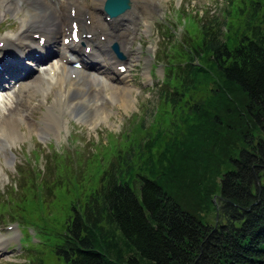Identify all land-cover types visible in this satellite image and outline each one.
Listing matches in <instances>:
<instances>
[{"label":"trees","instance_id":"16d2710c","mask_svg":"<svg viewBox=\"0 0 264 264\" xmlns=\"http://www.w3.org/2000/svg\"><path fill=\"white\" fill-rule=\"evenodd\" d=\"M244 7L179 43L159 126L129 128L126 154L64 207L61 264H264V0Z\"/></svg>","mask_w":264,"mask_h":264},{"label":"rangeland","instance_id":"374dc122","mask_svg":"<svg viewBox=\"0 0 264 264\" xmlns=\"http://www.w3.org/2000/svg\"><path fill=\"white\" fill-rule=\"evenodd\" d=\"M246 1L249 0H135L137 18L133 21V30L127 31L130 39L125 40L132 52L126 79L112 81L118 88L127 85L130 104L122 105L117 98L106 95L103 100L108 113L106 119L79 118L67 111L58 131L59 117H54L57 123L48 125V135L44 138L37 131V121L49 108L54 94L51 92L44 98L41 90L34 89L22 97L11 90L1 92L2 97L7 92L14 94L11 103L2 108L4 116L20 118L26 114L28 118L19 122L17 131L12 133L16 135L6 141L5 153L0 152V264L37 260L42 264H61L54 258L53 247L64 207L68 208L73 196L77 199L86 196L93 185L89 180L91 174L96 176L100 168L115 164L119 156L126 154L127 141L123 135L129 128L140 123L141 130L159 126L155 112L162 99L157 91L165 83L169 63H174L175 68L184 62L175 57L179 43L190 42L193 30L201 22L219 26L224 20L234 19L235 25L240 24L241 17L250 12L244 7ZM256 1L261 4V0ZM242 8L244 13L239 12ZM235 10L237 13L232 14ZM15 18L10 14L0 18V35L11 24L17 30L19 22ZM104 27L110 30L108 25ZM25 82L30 83V79ZM100 91L103 95L109 92ZM169 118L164 117L166 122ZM165 121L161 118V127ZM212 179L217 182L218 176ZM72 181L77 195L73 193ZM35 198H39L40 206L32 204ZM214 200L213 195L211 201ZM213 213L212 209L208 210L204 217L211 220Z\"/></svg>","mask_w":264,"mask_h":264},{"label":"bare ground","instance_id":"6f19581e","mask_svg":"<svg viewBox=\"0 0 264 264\" xmlns=\"http://www.w3.org/2000/svg\"><path fill=\"white\" fill-rule=\"evenodd\" d=\"M104 1L0 0V18L10 14L19 22L17 30L15 25L11 24L10 29L0 35V88L8 79L16 78L15 80L19 81L27 77L30 83H19L14 91L16 95L22 97L25 92L30 94L33 92H30L32 89L41 90L44 98L51 92L54 94L49 108L43 111V115L37 121V131L44 138L48 135V125L57 123L54 117H59L58 131L62 123L60 121H63L62 117L67 111L75 113L79 118L106 119L108 113L103 106L106 95L117 98L122 105L130 104V91L127 85L116 87L107 74V70L112 67V73H115L114 69L117 72L116 78L126 79L124 73L120 74L119 63L109 54L108 45L112 42L119 44L118 47L122 48L121 50L119 47L126 60L132 53L125 45L127 37L121 30L126 29L123 24L135 15L136 2L128 0L131 8L127 14L116 20L104 21V18H101ZM70 9L73 10V15L69 14ZM73 20L78 25L80 35L78 42L64 44L63 39L69 34L70 22ZM104 24L108 25L110 30L106 29ZM98 39L105 41L104 44ZM80 44L84 46L80 47ZM86 45L90 49L84 53ZM80 49L81 53L77 51ZM51 54L58 57L56 64L53 68L42 69L40 64ZM87 57L96 59L101 65L99 67L86 65L79 60ZM22 59L35 65L36 74L24 72ZM76 61L81 64L79 68L73 66ZM27 83L30 85L27 86L29 89L26 88ZM100 89H107L109 92L103 95ZM8 98L11 97L7 96L6 102H10ZM0 102L5 104L3 101ZM12 112L13 110L9 115ZM27 118L26 114L20 118L6 117L0 105V152L5 153L8 147L5 145L6 141L16 135L12 133L16 132L21 121H27Z\"/></svg>","mask_w":264,"mask_h":264},{"label":"water","instance_id":"95a60500","mask_svg":"<svg viewBox=\"0 0 264 264\" xmlns=\"http://www.w3.org/2000/svg\"><path fill=\"white\" fill-rule=\"evenodd\" d=\"M128 7L126 0H107L105 2V11L112 16L122 12Z\"/></svg>","mask_w":264,"mask_h":264}]
</instances>
